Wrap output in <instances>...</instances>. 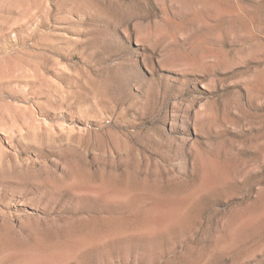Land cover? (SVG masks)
<instances>
[{"label": "rangeland", "instance_id": "rangeland-1", "mask_svg": "<svg viewBox=\"0 0 264 264\" xmlns=\"http://www.w3.org/2000/svg\"><path fill=\"white\" fill-rule=\"evenodd\" d=\"M0 264H264V0H0Z\"/></svg>", "mask_w": 264, "mask_h": 264}]
</instances>
